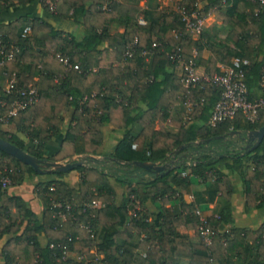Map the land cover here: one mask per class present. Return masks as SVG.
<instances>
[{
  "label": "trees",
  "instance_id": "1",
  "mask_svg": "<svg viewBox=\"0 0 264 264\" xmlns=\"http://www.w3.org/2000/svg\"><path fill=\"white\" fill-rule=\"evenodd\" d=\"M36 1L0 0V14ZM140 1L51 0L52 11L44 3L53 18L78 26L81 36L31 16L0 24V60L1 52L13 53L12 60L0 66V80L14 79L20 90L37 93L35 103L9 116L16 96L0 92L4 119L0 138L37 159L82 162L72 170L80 174L78 188L72 189L66 179L72 171L37 173L0 151V172L6 169L10 180L8 188L0 184V241L9 237L0 250V264H179L182 259L188 264H211L229 256L246 264H264V225L253 231L224 228L233 222L232 176L243 182L247 202L253 203L248 207L264 203V139L254 149L252 144L245 149L242 141L247 132L264 125V110L253 123L238 113L233 120L210 126L221 91L203 80L185 89L183 65L177 60L194 61L198 72L208 76L221 73L219 65L246 60L249 65L242 71L249 99L259 98L264 3L176 2L177 9L188 15L196 12L203 19L211 15L221 19L222 37H218L206 30L187 31L177 10L163 9L157 15L161 0H146L145 11ZM140 17L145 25L138 23ZM111 24L123 31L111 33ZM25 28L30 32L23 36ZM173 31L179 34L173 36ZM127 51L130 57L125 56ZM206 51L209 55L204 57ZM71 109L72 121L59 150L45 155L44 147L61 134L63 114ZM5 123L14 124L27 141L3 132ZM106 125L124 134L113 151L97 160L92 157L102 145ZM135 162L169 168L154 175ZM34 177L39 179L34 190L42 206L39 214L8 191ZM46 177L50 180L40 181ZM110 179L123 189L120 205ZM201 184L206 190L195 193L193 186ZM185 195H204L206 206L187 203ZM54 202L70 206L74 219L60 220ZM147 202L158 208L153 222L145 209ZM92 203L99 206L88 208ZM213 203L214 214L205 216L204 209ZM197 210L214 232L209 246L198 230ZM181 227L194 231L198 241L184 245Z\"/></svg>",
  "mask_w": 264,
  "mask_h": 264
},
{
  "label": "crops",
  "instance_id": "2",
  "mask_svg": "<svg viewBox=\"0 0 264 264\" xmlns=\"http://www.w3.org/2000/svg\"><path fill=\"white\" fill-rule=\"evenodd\" d=\"M116 1L121 2L122 0H116ZM139 3L141 4L144 10V6H146V3L143 1H140ZM43 5H44V0H37L35 3L31 5L16 7V8H12L7 11H4L3 13L0 14V24L7 25L9 23L16 21L17 19L21 17L31 16V17L40 18L43 21L52 23L58 30H61L65 33H73L77 36L82 35V31L79 29L78 26L74 25L71 21L57 20L53 18L48 12L44 10ZM171 9L174 11L177 10L176 3H175V7H171ZM208 20H212L213 24H210V25L206 24ZM115 25L117 24H111V26H115ZM221 25H222L221 19H219L215 15H211L208 18H205L203 30L208 31L213 36L216 35L218 37H222L221 36V30H222ZM122 31L123 29L121 27V29L119 30V33H121ZM208 55H209V52L206 51L204 53V57H207ZM219 67L221 68L222 66L219 65ZM199 72L201 74H204L201 70H199ZM6 85H7L6 80H0V92L5 91ZM72 115H73L72 109L63 114L65 126L62 128L61 134L59 136H56L55 138H53L46 144L43 150L45 155L51 156L59 150L62 135L66 130V125L71 123ZM136 129L137 128L134 129V132H136ZM1 130L5 133L16 135L19 139L23 140L24 142L27 141L25 136L17 131V128L15 127L14 124L5 123L1 126ZM172 130L175 131L174 129ZM102 134H103L102 145L97 150L96 155L92 157L97 160H101L103 155L108 154L111 151H113V149L117 145L118 140L122 138L124 134V130L114 128L111 125H106L102 128ZM74 159H76V157ZM61 163H65V162H61ZM66 179L69 182L70 188L72 189L78 188L79 181H80L79 173L72 171L66 176ZM48 180H50V177L43 178L40 181H48ZM231 180H232V183L235 189V197L233 199V204H232L233 222L231 224L226 225L224 228L253 231V230L258 229L260 226H263L264 225V203L259 207H255V205H252V207L251 206L248 207L250 204H253V203H251L250 201L247 202L246 194L244 192L243 182L236 175L232 176ZM38 182H39V179L34 177L31 180L23 182L20 185H17L15 187H11L8 190L11 195L20 197L27 204V206L30 207V209H32L34 213L36 214H39L42 211V206L34 194V190ZM109 182L111 186L113 187L116 193V196H117L116 204L120 205L123 201V189L121 188L120 185L115 183L112 179H110ZM193 190L195 193H202L203 191L206 190V187L202 184L195 185L193 186ZM184 200L187 203H190L193 201L198 206H201V207L206 206L205 205L206 197L204 195L198 196V197L193 196V195H185ZM247 203L249 205H247ZM256 204H258V202ZM215 206H216L215 203L207 205V208L204 209L203 211L205 216L213 215ZM145 209L149 213V221L153 222L156 219V216L158 214L157 205L151 202H147L145 204ZM169 209L173 210L172 207L170 206H169ZM178 232L184 237L182 239V242L184 245L190 244V243H196L198 241V238L195 235V232L192 230H186L185 228L181 227V228H178ZM8 238L9 237H4L0 241V250L2 249L4 244L7 242ZM40 241L44 244L46 242V239L41 236ZM1 258L2 257H0V263L2 262ZM249 261H251V259H249L248 262ZM188 263L189 262L187 259H182L180 260L179 264H188ZM211 264H246V263L244 262L242 263V261L240 262L238 259L231 258L229 256L220 261H213Z\"/></svg>",
  "mask_w": 264,
  "mask_h": 264
},
{
  "label": "built area",
  "instance_id": "3",
  "mask_svg": "<svg viewBox=\"0 0 264 264\" xmlns=\"http://www.w3.org/2000/svg\"><path fill=\"white\" fill-rule=\"evenodd\" d=\"M46 1V5H48L50 11L53 10L54 5L51 0ZM146 3V0H141ZM259 2L261 4L264 3V0H252ZM177 13L181 17V21L184 24V27L187 31L192 33H200L204 28L205 19L199 17L196 12L191 13L190 15L186 14L184 10L177 9ZM138 23L140 25H145V21L142 18H139ZM30 32L29 28H25L23 30V36ZM179 33L173 31L172 35L177 36ZM136 43V41H135ZM156 44H153L155 47ZM2 59L0 60V66L4 64L6 61H10L13 58V53H3L1 52ZM126 57H130L131 53L129 51L125 52ZM59 58V57H58ZM181 61L184 70V77L181 80V84L185 89H188L191 85L197 83L200 80H203L210 84L211 86L220 89V99L215 103L211 115L208 120V124L212 127L227 121L233 120L238 113H242L245 118L249 122H255L258 119V112L260 110H264V67L261 71V79H260V88L262 91V96L259 98L250 100L249 99V91L244 82V73L242 71V67L249 65V62L246 60L235 59L231 66L229 67H221V73H215L211 76L206 74H200L195 65L194 61L184 62L181 58L177 59ZM59 61L64 65L68 66V62L66 59L59 58ZM75 70H78L77 66H74ZM5 93L7 95H15L16 98L11 103V111L9 116H14L18 111L25 109L27 106L32 105L37 100V93L34 89H30L28 91H22L16 86V81L14 79L7 81ZM184 104L189 107L190 103L188 100H185ZM0 121H4L3 118H0ZM134 149L135 146H132ZM7 170L0 172V184L2 188L10 187V180L7 175ZM99 206L98 203H92L87 205L88 208L94 209ZM53 208L59 209L57 214L58 218L62 221H66L67 217H72L70 214L71 207L68 205H64L60 202L53 203ZM195 214L199 217V226L198 230L200 235L203 237L205 244L209 246L211 244V238L214 235V232L209 229L208 221L205 216L201 214L200 211H196ZM86 228V227H85ZM72 238L68 237L66 242H71ZM61 245L58 244L57 247ZM55 245L51 244L50 248H54ZM62 249L65 250L66 246H62Z\"/></svg>",
  "mask_w": 264,
  "mask_h": 264
},
{
  "label": "water",
  "instance_id": "4",
  "mask_svg": "<svg viewBox=\"0 0 264 264\" xmlns=\"http://www.w3.org/2000/svg\"><path fill=\"white\" fill-rule=\"evenodd\" d=\"M240 134L239 132H236ZM264 139V125L257 130L249 131L242 137V141H245V149L252 144V149L256 148ZM0 151L8 154L14 159L22 162L25 165L30 166L35 172H68L72 171L74 167L81 165L82 162L77 163H61V162H50L43 159H37L27 154L20 148L10 144L9 142L0 138ZM135 166L142 168L146 172H152L154 175L162 174L167 172L169 168L168 164L160 165L150 162H135Z\"/></svg>",
  "mask_w": 264,
  "mask_h": 264
},
{
  "label": "rangeland",
  "instance_id": "5",
  "mask_svg": "<svg viewBox=\"0 0 264 264\" xmlns=\"http://www.w3.org/2000/svg\"><path fill=\"white\" fill-rule=\"evenodd\" d=\"M176 1H178V0H161L159 7L155 9V13H157V15H158L163 9L171 10V7H175ZM44 3H46V1H44ZM140 6H141V4H140ZM146 9H147V5L144 6V11ZM140 18H142V17H140ZM206 24H209V25L213 24V21L208 20V22H206ZM110 29H111V33H119V30L121 29V27L115 25V26H111Z\"/></svg>",
  "mask_w": 264,
  "mask_h": 264
}]
</instances>
